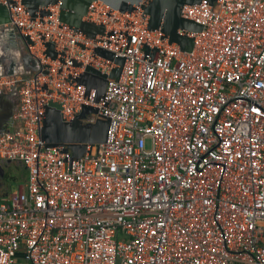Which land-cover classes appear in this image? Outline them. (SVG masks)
I'll return each instance as SVG.
<instances>
[{"label":"built area","instance_id":"built-area-1","mask_svg":"<svg viewBox=\"0 0 264 264\" xmlns=\"http://www.w3.org/2000/svg\"><path fill=\"white\" fill-rule=\"evenodd\" d=\"M149 0L132 11L92 1L88 37L21 0H0L37 68L0 74L17 87L12 126L0 132V162L26 170L0 197V264H264V0H200L178 29L190 52L147 27ZM53 45L54 56L47 53ZM103 96L77 82L87 65L109 73ZM57 103L71 121L82 106L109 118L106 139L72 158L45 147L38 129ZM89 120V119H87Z\"/></svg>","mask_w":264,"mask_h":264},{"label":"water","instance_id":"water-1","mask_svg":"<svg viewBox=\"0 0 264 264\" xmlns=\"http://www.w3.org/2000/svg\"><path fill=\"white\" fill-rule=\"evenodd\" d=\"M94 0H21L31 17L45 16L49 11L45 8L48 5H59L58 19L68 24L75 30L83 32L88 37H94L96 34H102L104 27L91 22L82 20L86 14L89 4ZM119 11H132L133 5L140 0H101ZM200 0H149L144 8L147 18V27L149 29H159L169 42H174L182 50L190 52L193 48V38L186 34L180 35L178 29L188 32L200 31L202 26L193 20L181 16V7L187 3H194ZM10 23V13L8 8L0 3V46L3 39L18 37L20 42H29L18 35L16 28ZM47 53L54 56L53 45L48 43ZM3 47V46H2ZM95 53L106 59L114 61L119 65L112 69L108 74L102 73L98 69L87 65L83 73L76 79L78 83L85 85L87 91L91 88L95 90V101H98L104 94L106 81L108 77H116L123 64V58L115 57L114 53L102 49H95ZM23 66L34 71L37 68L36 61L27 53L22 56ZM7 59L0 57V74L20 76L14 69L12 60L8 67L3 64ZM8 68V69H7ZM21 77H25L22 75ZM17 87H13L11 92L0 91V132L5 131L12 126V115L17 106ZM97 109L92 106H82L80 112L71 120L64 121L61 118L59 105L49 103L45 106L44 116L40 122L38 134L45 147L64 146V150L71 153L72 158L81 157L86 152V144H94L105 141L109 126V118L101 116L90 119L89 113H95ZM89 119V120H87ZM5 164L10 161H5ZM0 163V171L2 170ZM1 175L4 173L1 171ZM1 176V177H2ZM1 186V183H0Z\"/></svg>","mask_w":264,"mask_h":264},{"label":"crops","instance_id":"crops-1","mask_svg":"<svg viewBox=\"0 0 264 264\" xmlns=\"http://www.w3.org/2000/svg\"><path fill=\"white\" fill-rule=\"evenodd\" d=\"M2 42H3L2 44L3 47L0 46V57H4V59H7L5 63L3 64V66L8 67L10 62L13 60L15 62L14 69H11V70H13L14 72L16 71L17 74H22L24 76L30 75L32 73V70L23 66L22 59H21L23 56V53L26 52L23 42H20L19 38L15 36H13V38L11 39L9 38L3 39ZM0 163L2 165L5 164L4 162H0ZM11 164L15 165L16 167L24 171V176L22 177V180L19 182L17 187L23 186L26 180V170L20 164L16 162L7 163V165H11ZM8 175H11V173L7 175L5 174V177L0 179L1 180L0 197H4L7 192L12 191V189H10L9 186L6 185L4 181L6 176Z\"/></svg>","mask_w":264,"mask_h":264},{"label":"rangeland","instance_id":"rangeland-1","mask_svg":"<svg viewBox=\"0 0 264 264\" xmlns=\"http://www.w3.org/2000/svg\"><path fill=\"white\" fill-rule=\"evenodd\" d=\"M1 169H2L1 171L5 173L6 175L11 173V175L6 176L4 181L6 185H8L10 189H12V191L16 190L17 185L19 184V182L22 180V177L24 176V171L16 167L13 164L11 165L4 164L2 165Z\"/></svg>","mask_w":264,"mask_h":264},{"label":"flooded vegetation","instance_id":"flooded-vegetation-1","mask_svg":"<svg viewBox=\"0 0 264 264\" xmlns=\"http://www.w3.org/2000/svg\"><path fill=\"white\" fill-rule=\"evenodd\" d=\"M1 176H2V175H1V172H0V179L3 178V177H5V174H4L2 177H1ZM0 183H1V180H0Z\"/></svg>","mask_w":264,"mask_h":264}]
</instances>
